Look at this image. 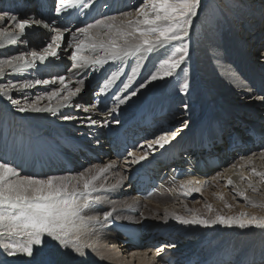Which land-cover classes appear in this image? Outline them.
I'll list each match as a JSON object with an SVG mask.
<instances>
[{"label":"bare ground","instance_id":"obj_1","mask_svg":"<svg viewBox=\"0 0 264 264\" xmlns=\"http://www.w3.org/2000/svg\"><path fill=\"white\" fill-rule=\"evenodd\" d=\"M140 2L141 0H84V3L76 8L84 10L88 15L97 14L100 9L103 12L107 11L108 14H105L104 17L99 18L97 21L103 20L106 23H113V21H110L108 18L115 17L116 20L114 23L119 24L122 20L132 18L123 17L121 13L129 11L135 13V9ZM7 3H9L10 6L13 5L15 10H18L11 11V13L17 15L19 19H39L37 9L34 10V0H7ZM236 3L241 6L243 5L241 3H244L245 6L250 9V13L244 14L243 12H239L238 9L235 12V19L232 26L234 25L237 28L239 27L238 23L242 21L244 23V31L245 29L249 31L252 30V33H248L249 40L243 37L244 32L239 34L232 33L230 35L228 32L226 34L219 33L221 29H225L224 26H227L222 23L220 26L218 25L219 29L214 28L213 22L209 23L210 26H205L202 29V40L199 41L197 51L196 49L192 51L190 56H194L195 54L198 74L202 75L203 80V75L208 77L209 83L206 82L205 91L199 94L197 93V103L200 104L201 109H197L196 105H194L195 108L193 109L191 107L192 100L186 97H182L185 103L178 100L182 105H189L187 107V116H182L183 112L186 111L182 108H177L175 105L176 103L172 102L170 99L171 94H168L172 92L171 89H169L170 82L179 71L176 70L175 74L171 77L151 81L149 83L151 75L155 73L158 67L152 69L143 64L147 60V52L124 57L123 59L125 60L109 61L103 66L80 67L77 61L71 59V55L76 50L77 45L85 46L84 50L78 53V55L90 58L103 57L104 53L102 51L92 52L90 47H88L90 45L88 37L77 31L78 28L95 25L97 21L76 27H55L49 23V21L39 19L44 20L50 27L45 28L43 25H33L31 28H27L25 34L20 36L15 43L9 44L5 42L4 46L0 47V61L21 54H24L26 59L31 60V52L35 51L43 54L47 44L51 43L52 38L56 35L54 32H56L57 29L64 33L63 40L60 42L61 46L59 49H56L58 53L56 57H48L44 62L37 61L31 67L18 73H14L8 69L3 75H0V85H16L15 88L9 89V94L12 97V101L19 102L18 104L13 103L8 100L7 97L0 95V113L2 114V119L0 121V138L3 136V140H0V146L3 144L7 147L11 145L13 141L11 150L18 152V157L23 159L26 166L23 167V162L22 166H19V161L17 159L14 161L12 153H9V151H5L4 153L0 152L2 155L6 154V159L3 158V161L10 162L13 167H16L20 171L22 176L38 177V174H35L30 166L28 168V165H31L29 164L30 158L27 157L28 153L25 151H28L30 147L27 146V148H25L28 140L22 138L20 136L22 135L27 139H31L33 136H41L45 139L48 137L49 140L46 139L41 142L40 153L47 150L51 144H53V141L55 143L60 142L62 145L56 146V150L59 153L66 154L70 157L75 156L74 158L80 161V157L78 158L76 154H72V152H69V150L65 148L71 145L70 140L74 137L75 140L80 143L89 145L92 148L91 152L94 156L98 155L103 159L106 157L108 158L107 163L100 168L111 165L107 170L111 172L109 176L106 178L100 177L97 182L98 184H105V189L95 193L103 192L104 196L93 195L94 197L101 198V202L95 204H99V206L97 208L91 206L83 213L85 218H87V214H90L91 216L101 217V221L99 223L89 222L87 219L84 221H77V223L81 225L77 234L86 245L83 249L86 255L77 257L69 251L59 250L50 242L46 241L47 247L45 248V253L54 259L56 264H163V259L168 251L178 250L182 253L188 251L189 247L193 244L197 248V244L205 239L210 241V245L203 250L205 256L211 255L213 257L216 256L214 253H218L217 258H224L227 255V251H230L232 257L236 259L234 261L236 264H260V262H264V228H257L254 226L241 228L238 225L222 223L210 225L184 224L176 219V216L183 217L184 219H191L193 216H201L211 220L216 219L217 216H239L242 212L248 214L245 219L251 216L264 217V183L260 182V177L253 175L251 172L253 167H255L257 171H264V158H261V153L264 152V150L258 155L252 154L234 163H229L230 159H228V157L230 153L227 152L225 148L217 150V148H221L225 144L228 133L226 131L225 134L224 128L225 125L229 124L233 127L232 129H235L239 133H244V131H246L243 137L244 139L242 140L245 147H236L235 150L241 152L251 149L256 150L263 144L261 141L257 142L249 131L256 130L264 134V119L257 122V120H259L258 111L264 108V83L256 81L257 77H261L264 80V52L260 54L254 52L255 48L258 50V47L264 44V0H242V2ZM254 6L256 9H254ZM223 7L225 8V6ZM76 8H70L68 11L73 12ZM0 11L2 13L8 10L0 4ZM194 21L197 25L200 24L196 19ZM6 24L7 22H4L0 24V27L7 28L9 32L14 30L18 32V29H15L14 25L8 24V26H6ZM194 26L195 24L192 27ZM107 31L108 30L102 26L94 27L89 29V34L91 36H96L97 39L106 38L103 37L102 34ZM76 37H80L79 40H75ZM53 48L55 49V44H53ZM159 51L162 52V55H160L161 57L159 56L160 63V60L168 58V55H164L163 49ZM131 59L134 60V65ZM119 62L124 64V67L120 72L114 73V69ZM147 62L148 60L146 64ZM110 65L112 66L110 67ZM67 67H69L68 73H63L66 71ZM106 73L107 75L105 76ZM252 73L255 74L253 80L249 77ZM58 75H63L66 78L65 83L72 91H74L76 87H81V92L73 97L67 106L63 107L59 105L64 103L63 97L68 94L67 91H61L59 96L51 100L47 97V93L62 88L58 82L55 84L39 85L35 83L36 80L40 79L49 81L55 80ZM113 75H117V79L109 89L103 93L99 90L94 91V89L98 87L96 84H101L102 88L105 80L110 79ZM124 76L127 78L120 84V80ZM242 77H245L247 82L244 81ZM80 80L83 81V85L77 83ZM203 80L202 83H204ZM248 81L251 85L253 84L252 89ZM141 83H145L147 86L140 88L139 86ZM24 84H30L32 86L21 89V85ZM124 84H128L129 87L125 89ZM208 85H215L218 90L222 91L224 98L220 99ZM200 86H202V84L199 81H197V84H194L196 89ZM137 89V94L135 96H130L131 92ZM207 91L210 92V94L207 93ZM256 91H258V94H256ZM246 95H249L247 96L249 98L247 99V103H243ZM91 96L95 97V99L93 100L94 102L89 103L88 101L91 99ZM126 96H130V98L126 99V102L122 104L116 99L117 97L125 98ZM37 97H42V99L37 100ZM107 97H113L111 110L103 112L99 110V106L107 108ZM212 99L219 100V102L222 101L220 103V108L225 111L224 115H216L217 113L212 112L210 109V107L213 106V102H211ZM154 101L155 104H159L160 107H164V103H169L171 107L167 106V109H163L170 111L168 115H172L171 112L174 111L175 117L173 120L176 121L173 124L175 125L178 121L182 122V126L178 129V132L172 129L165 131V133L167 132L170 143L165 144L163 148L154 144L153 149H148L147 144L157 139L154 138L151 140V138L147 143L139 145L135 151L132 152L134 155H129V153H127L123 156L121 160L124 164L120 163L119 161L121 160L117 159L113 154L109 144H106V140L102 135L104 129L108 128L106 125L107 121L110 120L111 117H119L118 121H120L121 118L127 117L129 113L131 115L135 110L146 107L149 102L154 103ZM240 101H242V103H240ZM32 104L40 108L53 107L56 108V111L36 112L29 110L20 112L18 110L19 107ZM93 104L96 105L95 109L92 108ZM159 106H154L153 104V107L156 109ZM85 108L88 109V111H84L83 109ZM113 109H115V111H112ZM124 110L128 111L124 113ZM164 110L161 109L160 112L166 114L167 112ZM248 111H250V113L247 114V116L251 115V120L250 117L249 120H247L245 115L237 118L238 121L236 124L231 122V118L238 117L240 113L245 114ZM67 114L71 115L70 117H72V119L65 120L62 118ZM90 120H94L96 123L91 124ZM16 123L19 124L17 127L15 126ZM7 124L11 129L13 128L16 130V135H11L12 133L10 129H8V126H6ZM21 129H25V131L23 130L22 133H20ZM223 129L224 132H222ZM77 130L79 132H77ZM205 131H208V134H205ZM27 133L29 136H26ZM194 133L201 136L203 139L202 141H206L209 144L210 155L218 156L221 160H225L226 164L224 166L220 167L219 170L200 174L197 177L199 180L185 179L180 182L176 188H169L168 194H165L163 189V193L161 192L159 195L155 194L146 200L137 197L135 194L133 196L129 195V198L124 197V199L118 200L119 195L124 190H128L127 193L129 190L135 192V188L131 184H129L127 188H123V185L126 178L130 176L137 166L156 159L158 155L165 153L172 154V152H175L177 146V148L184 149L187 148L188 145H192L193 147H189L186 150V154L189 153L188 155L194 158H197L199 154H205L206 152L204 150L201 152V140L192 136ZM187 138H189V141L185 143ZM215 139H217V147L213 145ZM229 139L231 140V144L236 143L231 137H229ZM146 152V159L140 160L138 163H133L134 160H139L141 156H144ZM247 153H245V155H247ZM84 154L87 155V158L83 157V163H86L85 160L88 161V158H90L89 161L93 159V156L87 152ZM236 154L237 152H235L233 156ZM109 157H116V159L114 162L109 161ZM249 158H251V162H249ZM241 165H244V167H241ZM225 167L229 168L226 170ZM100 168L97 169L99 170ZM116 169H118L117 172L114 171ZM166 169L168 168H164V170ZM224 169L225 171L223 172ZM97 172L98 171L92 172V174L89 173V176L95 175ZM241 175L258 179V181H251L252 185L257 188V191H253L252 187H249V179H241ZM229 178L233 181L232 185L228 184ZM113 179H115V181ZM111 180H113L114 183H112ZM108 181H110V183ZM118 181L120 184L112 189L110 186L117 184ZM216 182H218L217 185H215ZM193 188H200V191H192ZM240 192H244L248 200H245L243 196L239 195ZM193 195H202V198L193 202L191 208L183 198ZM157 196H160L161 202L159 203L161 205L150 204L151 202L149 205H145L144 217L156 218L157 216H161L166 219L163 218L164 221H153L151 219L144 221L146 218L143 217L144 220L143 218H139L137 222H147L154 226H157L160 222H165L161 223V225H171V228H173L172 231H175L179 238L184 237L181 239L183 242H176L170 245L160 244L156 250L154 249L155 247H149L148 245H143L142 247L127 245L121 236L111 231L109 223L103 221V216L99 213L108 207H115L117 209L116 212H121L119 214L122 215L127 209L139 203L148 202ZM116 197L118 198L116 199ZM175 204H179L177 209L171 207ZM207 205H211V210H209ZM202 206H204V208ZM184 211L187 212L184 213ZM108 222H110V220H108ZM12 242L13 238L0 237V261L8 256L2 244ZM158 249H162V251L157 254ZM19 258L22 260L23 256ZM28 262L30 263L29 260ZM25 263H27V258L25 259ZM0 264L2 263L0 262Z\"/></svg>","mask_w":264,"mask_h":264},{"label":"snow or ice","instance_id":"obj_2","mask_svg":"<svg viewBox=\"0 0 264 264\" xmlns=\"http://www.w3.org/2000/svg\"><path fill=\"white\" fill-rule=\"evenodd\" d=\"M84 3V0H58L55 12L59 15L67 12L70 8H76ZM201 0H141L135 9V13L122 12L123 17H132L131 19L122 20L119 24L114 23L116 18H108L113 23H106L103 20L97 21L95 25H88L85 28H78L77 31L88 37L90 41V50L92 52L102 51L103 57L90 58L78 55L84 50L85 46L77 45L76 50L72 53L71 59L78 62V66H103L109 61L121 60L124 57L133 56L141 52H154L160 49L168 50L169 46L175 48L174 42H179L181 47L175 48L171 57L165 58L159 63L155 73L150 77V81L162 80L171 77L188 56L187 45L185 43L192 27L193 18L197 16L200 8ZM90 6V5H85ZM18 11V10H13ZM7 22L14 25L18 32H9L7 28L0 27V47L4 43H15L20 36L25 34L27 28L33 25H43L49 28L50 25L44 20L39 19H19L10 11H3L0 14V24ZM103 27L107 29L102 35L106 38L97 39L96 36L89 34V29L94 27ZM64 33L56 30V35L52 38V42L47 44L43 54L35 51L31 52V60L26 59L24 54L13 56L9 59L0 61V75H3L8 69L14 73L21 72L31 67L35 62H44L48 57H56L58 55L56 49H59L63 40ZM55 44V49L53 48ZM178 54V56H177ZM65 77L58 75L55 80H36L39 84H55L59 83L62 88L47 93V97L51 100L60 95L61 91H67V95L63 97L64 103L60 107L67 106L73 97L81 92V87H76L74 91L68 88L65 83ZM117 75H113L110 79H106L100 91L103 93L115 82ZM83 85V81L77 82ZM30 84L21 85V89L31 87ZM145 83L140 84V88H144ZM15 84L0 85V95L7 97L12 101L9 94L10 88H15ZM128 84H124L127 89ZM183 90L186 91L188 84H183ZM137 91H132L130 96H135ZM125 98L117 97L120 104L125 103ZM42 97H37V100ZM18 104V101H12ZM78 106V105H77ZM95 109L96 105L93 104ZM20 112L26 111H49L55 112L56 108H40L35 104L19 107ZM88 111V109H83ZM112 111H115L113 109ZM65 120L72 119L70 116H63ZM118 123V121H116ZM91 124H95L94 120H90ZM170 143L167 133L161 135L153 142L147 144L148 149H153V145L163 148L165 144ZM132 155V153H129ZM147 158V152L141 156L140 160ZM264 158V152L261 153ZM251 162V158H249ZM111 165L100 168L95 175L88 176L85 172H80L76 176H51L47 178H38L37 176H22L20 171L13 167L10 162L0 160V237L13 238L12 243H3L2 247L8 256L23 255L30 258V264H56V261L45 253L47 247L46 241L50 242L54 247L61 251H69L77 257L86 255L84 247L86 246L80 236L77 234L80 224L77 221L99 223L101 217L89 216L85 218L83 213L92 205L100 203V197H94L92 194L105 189V184L97 182L101 175L108 170ZM244 167V165H241ZM253 175L260 177V182L264 183V171H257L255 167L251 169ZM123 179V178H121ZM241 179H249V187L253 191L257 188L252 185L250 177L241 175ZM120 182L111 185L112 189L116 188ZM198 183V182H197ZM231 178L228 184L232 185ZM192 191L199 192L200 188H193ZM239 195L245 200L248 197L244 192ZM222 198V197H221ZM230 206V205H229ZM211 210V205H207ZM117 209L113 207L110 211L103 214V221H108ZM247 213H240L239 216H217L216 219H206L201 216H193L191 219H184L176 216L184 224H228L238 225L241 228L254 226L264 228V217L251 216L248 219ZM162 249L157 250V254Z\"/></svg>","mask_w":264,"mask_h":264},{"label":"rangeland","instance_id":"obj_3","mask_svg":"<svg viewBox=\"0 0 264 264\" xmlns=\"http://www.w3.org/2000/svg\"><path fill=\"white\" fill-rule=\"evenodd\" d=\"M252 1V0H251ZM1 2H3V0H0V4H1ZM235 2V3H234ZM236 2H242V0H201V4H200V8L198 9V14H197V16H196V18H194L193 19V22H192V26L195 24V26L194 27H191L190 28V31H189V36L187 37V39H186V41H185V43H186V45H187V51H188V56H187V58L185 59V61L181 64V66H180V68H178L177 69V71H179V72H177L178 74L176 75V76H174V78H172V80H171V82H170V88L169 89H171V91L172 92H169L168 94H171L170 95V99H171V101L172 102H175L176 104V107L177 108H182L184 111H186V112H183V115L182 116H187V107L189 106V105H182L179 101H182V102H184L185 103V101H184V99L182 98V97H186V98H188L189 100H192L191 101V107L194 109L195 107H194V105H196V107H197V109H201V106H200V104L199 103H197V93L199 94V93H202L203 91H205V87H206V84L207 83H209V80L207 79L208 77H206L205 75H203L204 76V80H203V78H202V75H199L198 74V71H197V63L195 62L196 60H195V54H194V56H190L191 55V53H192V51H195V49H196V51H197V46H198V44H199V41L200 40H202L201 38H202V29L206 26H210L209 25V23H211V22H213V24H214V28H218L219 29V26H220V24L222 23V24H225V25H227V26H224V28L225 29H221L220 31H219V33H224V34H226L227 32H228V34L230 35V34H239V33H241V32H244L243 33V37H245L246 39H248L249 40V38H248V33L250 34V33H252V30L251 31H249V30H247V29H245V31H244V26H243V22L241 21V22H239L238 24H239V27H235L234 25L232 26V24H233V21H234V16H235V12L238 10L239 12H243L244 14H246V13H250V9L247 7V6H245V4L244 3H241V4H243L242 6L241 5H238ZM223 6H225V8H227V9H225ZM256 6V5H255ZM255 6H254V9H256L255 8ZM241 10V11H240ZM258 11H259V9H258ZM0 14H2L1 13V11H0ZM233 15V16H232ZM196 19V21H198V22H200V24L199 25H197L196 24V22L194 21ZM230 22V23H229ZM204 23V24H203ZM219 25V26H218ZM6 26H8V23L6 24ZM226 27H227V29H226ZM235 27V28H234ZM240 28V29H239ZM233 29V30H232ZM225 30V31H224ZM55 34H56V32H54ZM53 33V34H54ZM80 38V37H79ZM79 38L78 37H76L75 38V40H79ZM208 39V38H207ZM175 43V48H179V47H181V44L179 43V42H174ZM263 47V48H262ZM175 48H173L172 46H169V48H168V50L167 51H165L164 49H163V52L165 53L164 55H168V58H169V56L171 57V54L175 51ZM254 52H256V53H258V54H260V53H263L264 52V44L263 45H261L260 47H258V50L255 48V50H254ZM148 53V52H147ZM162 52L161 51H159V50H157V51H154V52H151V53H148L147 54V60H148V62H147V64H146V61H145V63H143V64H145V65H147V66H149V67H151L152 69H156L157 67H158V65H159V56L160 55H162L161 54ZM171 53V54H170ZM155 54V55H154ZM158 55V56H157ZM177 56H178V54H177ZM161 57V56H160ZM122 60H125V59H122ZM132 60V59H131ZM130 60V61H131ZM152 61V62H151ZM128 62V61H127ZM132 63H133V65H134V60H132L131 61ZM160 62H162V60H160ZM112 65H110V67H111ZM124 67V64H122L121 62H119L118 63V65H117V67L114 69V73L116 72V73H118V72H120L121 70H122V68ZM68 69H69V67H67L66 68V71L65 72H63V73H68ZM62 73V72H61ZM249 77L253 80L254 78H255V74H250L249 75ZM242 79L244 80V81H246L247 82V79H245V77H242ZM260 79V80H259ZM41 80V79H40ZM202 80H203V82L205 83H202ZM197 81H199L201 84H202V86H200V87H198L197 89L194 87V84H197ZM256 81H258V82H263L264 83V80L261 78V77H257L256 78ZM207 82V83H206ZM249 82V81H248ZM184 83H187L188 84V88H187V90L186 91H184L183 90V84ZM250 83V82H249ZM248 83V84H249ZM209 86V85H208ZM211 86V87H210ZM209 86V88H211L217 95H218V97L220 98V99H222V98H224L223 96H224V94L222 93V91L221 90H218L217 89V87L215 86V85H210ZM249 86L251 87V89L253 88V84L251 85V83L249 84ZM95 90H97V88H95L94 89V91ZM255 91V90H254ZM207 93H209L210 94V92H208L207 91ZM254 93V92H253ZM256 94H258V91H256ZM247 96H249V95H246L245 96V99L243 100V103H247V99L249 98V97H247ZM190 97V98H189ZM167 100V99H166ZM179 100V101H178ZM186 100V99H185ZM178 101V102H177ZM187 101V100H186ZM89 103L91 102H93L92 101V96H91V99H89V101H88ZM159 102V101H158ZM211 102H213V106H211L210 107V109L212 110V112H215V113H217L216 115H224V113H225V111H223L220 107H221V102L222 101H220L219 102V100L217 101L216 99H212L211 100ZM219 102V103H218ZM240 103H242V101H240ZM173 108V107H172ZM126 111H128V110H124L123 112L125 113ZM252 111V110H251ZM219 112V113H218ZM221 112V113H220ZM223 112V113H222ZM202 113V112H201ZM250 113V111H248V112H246L245 114H242V113H240L239 115H238V117H233V118H231V122L232 123H235L236 124V122L238 121V119L237 118H239V117H241V116H245L246 115V119L247 120H249V117H250V120L252 119V116L251 115H249V116H247V114H249ZM69 114H71V113H69ZM69 114H67V116H71V115H69ZM200 114V113H199ZM258 114H259V120H257V122H259L261 119H264V108H261V109H259V111H258ZM258 116V115H257ZM1 119H2V114L0 113V121H1ZM255 119V118H254ZM230 122V123H231ZM240 122V121H239ZM222 123V122H221ZM229 123V122H228ZM260 124V123H259ZM19 124L18 123H16V127L18 126ZM222 125H223V123H222ZM230 125V124H229ZM229 125H225V131H227V129H228V127H229ZM6 126H8V129H10V132L12 133L11 135H16V130H14L13 128L11 129L10 127H9V125L7 124ZM182 126V122H177L174 126H173V131L175 130L176 132H178L179 130V128ZM234 126H237V125H234ZM30 127H32V126H30ZM2 128H3V126H2ZM25 131V129H21L20 130V133H22V131ZM181 131V130H180ZM77 132H79L78 130H77ZM163 133H165V131L163 132ZM167 133V132H166ZM242 134H243V132H241ZM19 134V133H18ZM17 134V135H18ZM245 134V133H244ZM160 135H163V134H159V135H156L154 138H158ZM2 136V135H1ZM21 136V135H20ZM77 136H79V135H77ZM154 138H152L151 140H153ZM12 143H13V141H12ZM263 145V144H262ZM255 150V149H254ZM264 150V146L262 147V148H259V150H256V151H253V152H250L249 154H247V155H245V156H239V157H232V158H230L231 160H232V163H234V162H236V161H239V160H241L243 157H246V156H250V155H252V154H255V155H258L260 152H262ZM94 153V152H93ZM132 155H134V154H132ZM98 156V155H97ZM100 157V156H99ZM105 158V157H104ZM107 158V157H106ZM105 158V159H106ZM105 159H103V158H101L100 157V160L99 161H93V159L89 162H87V161H85L86 163H84V164H79L80 166H79V168H77L73 173H66V172H61L60 174H57L58 176H56V177H61V176H74L75 174L77 175L78 173H80V172H85L87 169H91V172H88L87 173V175L89 176L90 174L89 173H91L92 174V172H95V171H98V169L97 168H100V167H103L106 163H107V160H108V158L105 160ZM115 159H116V157H109V161H115ZM231 160H230V162L229 163H231ZM94 163H93V162ZM82 162V161H81ZM120 163H122V160L121 161H119ZM93 163V164H92ZM98 163V164H97ZM122 164H124V163H122ZM121 164V165H122ZM228 165V164H227ZM122 166H124V165H122ZM226 168V167H225ZM229 167H227L226 168V170L228 169ZM115 172H117L118 171V169H116V170H114ZM225 171V169L223 170V172ZM111 172H109V171H107V172H105V173H103V175H101V177H103V178H106V177H108L109 176V174H110ZM119 173V172H118ZM75 175V176H76ZM51 176H54V175H51V174H49L48 172H43L41 175H39V177L40 178H47V177H51ZM114 181H115V179H113ZM113 180H111V182L112 183H114L113 182ZM251 181H258V179H253L252 177H251ZM109 183H110V181H108ZM129 182V180H128V178H126V181L124 182V185H123V188H127V186H129V184L130 183H128ZM217 183L218 182H216V184L215 185H217ZM220 183V182H219ZM120 184V183H119ZM209 187V186H208ZM127 191L128 190H124L120 195H119V198L118 197H116V199L118 198V200H122V199H124V197L125 198H129L130 196H133L134 195V193L131 191V190H129V194L127 193ZM165 191V194H168V191H169V189H164L163 190V192ZM162 192V193H163ZM126 193V194H125ZM251 193V192H250ZM254 194V193H253ZM92 195H97V196H104V193L103 192H98V193H93ZM130 195V196H129ZM159 195V194H158ZM202 195H199V196H197V195H193V196H188V197H184L183 199H185L186 200V202L188 203V206L189 207H191L192 208V203L193 202H196V201H198V200H200V198H202L201 197ZM158 198V199H157ZM115 199V198H114ZM151 202V203H150ZM153 202H155V203H153ZM159 202H161V199H160V196L158 197H155V198H153L152 200H150V201H148V202H143V203H139V204H137V205H135V206H133L131 209H130V211H128L129 209H127L125 212H123L122 213V215L121 214H119V213H121V212H116V213H113V216H112V218H114V219H117V220H120V221H127V222H137V220H139V218H143L144 217V209H145V205H149V203L150 204H154V205H161ZM232 202H233V200H232ZM157 203V204H156ZM144 205V206H143ZM178 206H179V204H175L174 206H171V207H175V209H177L178 208ZM92 207H94V205H92ZM203 208H204V206H202ZM107 208V207H106ZM112 209V207H108L107 209H103L101 212H99L100 213V215L101 216H103V214H104V212H106V211H110ZM137 211V213L135 214V212L134 211ZM185 212H187V211H184V213ZM189 213V212H188ZM89 216H91L90 214H87V217H89ZM146 216V215H145ZM157 217H158V219H157ZM156 218H154V217H148V218H146V217H144V218H146V220H144V218H143V220L144 221H148V220H153V221H156V220H159V221H164V219H166V218H164V217H159V216H157ZM164 218V219H163ZM158 222V221H157ZM167 222V221H166ZM107 223H109L108 221H107ZM159 223V222H158ZM160 223H165V222H160ZM159 246V245H158ZM158 246H156L154 249L156 250L157 249V247ZM154 249H152V250H154ZM149 250H151V249H149ZM20 256H23V255H18V256H7L5 259H3V260H1L0 262L2 263V264H4L5 262L7 263V264H30L29 262H28V260L30 261V258H28V257H26V256H23V258H22V260H20ZM11 258V259H10ZM19 258V259H18ZM27 258V263H25V259ZM18 259V260H17ZM20 260V261H19ZM24 260V261H23ZM22 261V262H21ZM5 263V264H6ZM32 264H34V262H32ZM260 264H264V262H260Z\"/></svg>","mask_w":264,"mask_h":264}]
</instances>
